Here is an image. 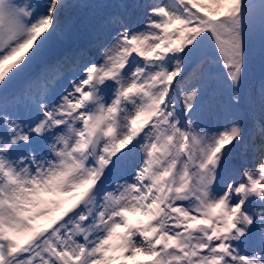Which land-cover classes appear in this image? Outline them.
Returning a JSON list of instances; mask_svg holds the SVG:
<instances>
[{"label": "snow or ice", "instance_id": "obj_1", "mask_svg": "<svg viewBox=\"0 0 264 264\" xmlns=\"http://www.w3.org/2000/svg\"><path fill=\"white\" fill-rule=\"evenodd\" d=\"M0 264H264V0H0Z\"/></svg>", "mask_w": 264, "mask_h": 264}]
</instances>
